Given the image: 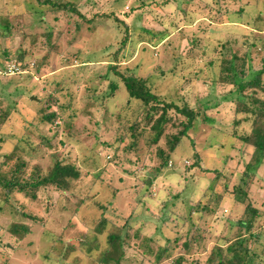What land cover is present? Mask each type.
<instances>
[{
    "label": "rangeland",
    "instance_id": "obj_1",
    "mask_svg": "<svg viewBox=\"0 0 264 264\" xmlns=\"http://www.w3.org/2000/svg\"><path fill=\"white\" fill-rule=\"evenodd\" d=\"M216 1L227 11L223 9L219 12L224 11L222 21L225 23L231 20L233 23L222 25L216 22L209 23L205 19L211 6V14H214V10L218 7L214 4V0H127L125 4L120 0H78L81 13L86 15V18L92 19L91 25L83 24L80 35L76 36L74 28L71 25L62 28L61 21L59 33L49 38L47 32L53 30L54 23L51 16L45 17V22L41 23L28 2L15 1L12 4V0H0V19L6 18L10 27L7 33L2 30L5 35L0 38V54L7 50L6 56L12 55L15 60L13 55H18L16 49H26L24 61L15 60L16 63L23 65L22 68L25 67V70H22L24 72L0 74V113L10 114L8 123L2 127L6 134L10 136L16 134L19 137L18 140L15 137L9 138L2 152L13 151L14 141H18L17 153L29 161L34 171L46 174L53 164L54 156L76 164L80 169V178L70 182L67 192L46 185L36 192L38 198L35 202L27 200L18 192L11 194L5 201L0 197V243H2L0 253L2 251L8 254L0 255V264H49L42 254L60 237L62 229L69 222L71 229L63 234L64 239L66 241L74 239V236L87 232V241L93 243V237L97 236L98 242L92 244V251L97 255L103 249L107 235L114 227L109 223L105 225L104 231H97L94 224L100 219V211L94 208L91 202L84 203V201L94 198L104 205L110 200L114 187L118 189L115 193H130L126 191V187L128 189L129 185H137L139 188H135L136 193L140 191L138 197H144L141 193H152L155 198L154 195L160 193L169 204L168 207L176 203L177 211L180 209L186 212L204 193H208L207 188L212 186L214 173L205 169H217L222 170L221 173H225L230 180L227 181L225 174H222L223 177L221 176L215 189L220 193L236 195L237 192L233 191V187L240 184L244 163L250 158V154H247L246 146L240 142L235 144L240 150H231L232 138L228 135L224 137L225 146L221 149L217 142L221 136L208 130L215 124L214 114L217 108L207 110L213 121L203 123L202 133L196 132L194 143L199 148L198 157H193L190 141L185 138L176 149L175 156L171 158L173 163L168 164L163 175H156L155 180V173L152 172L155 164L151 160L154 154L151 152L153 147H150L146 154L143 147L138 149V153L135 148L134 151L125 154L121 149L125 143L121 148L117 146L119 140L115 135L118 127L115 112L127 98L125 86L120 84L118 90L108 100L102 101V104L94 102L96 96L100 97L103 92L108 91L109 82L103 79L108 74L109 68L106 61L107 54L115 50L122 41V34L113 20L115 16L127 23L130 31V34H127L128 41L124 54L130 55L131 51L132 53L130 57L124 59L122 65L126 64L133 71L138 70L140 66V75L157 70L159 65L162 69H167L173 61L162 58L164 45L169 54L172 52L178 54L180 60L178 70L175 75H170V72L163 78L155 74L152 77V85L160 84V88L166 92L167 89L173 90L174 85L181 80L180 84L190 104L195 106L201 103L199 100L207 97L209 93L207 88L209 84L206 86L205 83H210L217 71L216 68L210 69L209 63L212 61L218 65L221 57H242L246 47L238 48L239 44L242 40L251 41L253 38L249 26L258 24L261 28L264 27V0ZM110 11H113L114 15L107 17L106 14ZM242 22L243 24H240ZM261 31V34L256 33L254 37L263 38L264 28ZM163 32L167 33V37L160 40L163 44L160 41L154 44L162 37ZM228 33L236 35L234 39L237 41L220 47ZM241 37L249 39L241 40ZM75 55L78 58H74ZM32 62L40 65L39 74H35L34 66L33 68L30 66ZM253 65L256 68L261 66L259 58L253 60ZM200 69L204 74L202 80L185 81L186 76H190L189 78L193 80L191 75L198 73ZM157 76L160 78L157 79ZM232 91H235L234 87L216 83L212 91L214 95L210 98H219ZM28 93L44 101L41 111L40 106L29 99ZM260 97L264 98V94ZM221 104L222 106L218 108L219 112L224 111L223 107L230 108V104ZM63 106L66 109L64 111L61 109ZM55 109L65 112L64 115L67 116L66 124L56 133L54 125L49 126L40 121L41 113ZM71 114L74 115V119L70 118ZM103 117L106 125L105 121L101 122ZM68 119L72 120L67 123ZM96 123H101L104 129L101 130L102 126L97 128L99 124ZM227 124L225 121V125ZM226 131L230 134V130ZM199 134L204 136L199 137ZM47 138L50 147L47 146ZM125 139L129 143L128 135ZM33 148L36 149L35 152H29ZM241 149L244 150V155L240 154ZM93 156L96 159L95 164ZM195 160L199 166H195ZM227 160L231 166L226 168L222 164ZM27 170L30 171L29 168ZM101 170L105 171L101 172ZM119 177L122 180H119ZM146 177L152 178L153 182L155 180L148 191L145 190ZM245 178L246 181H250L246 199H250L255 207L263 211L262 222L259 223H264V163L258 171L248 174ZM227 182L228 190L225 191L224 185ZM245 188L246 186L243 189ZM124 204V194H121L118 197V205L122 207ZM156 204L152 203L151 206L147 203L155 213L147 222L149 227L144 228V232L153 236L157 234V245L160 246L165 243L166 237L170 238V241L178 242L181 237L174 236L177 228L176 220L167 211L166 215L157 212ZM78 206H82L81 209ZM136 212L142 213L139 208H136ZM242 213L243 205L235 206L227 200L216 209L211 218H198V214H195L198 225L206 228V236L210 238L206 240V248L192 251L190 256L203 255V251L215 244L223 243V237L232 234L233 223L242 216ZM124 214L127 215L128 211ZM29 215L32 216L28 217ZM76 218L78 220L86 218V220L79 221V224ZM12 223L20 226L29 225L30 230L26 235L21 232L23 238L15 240L13 233L9 231ZM258 226L259 224L256 225L255 231L258 233L262 230L264 238V228ZM179 234H182V231ZM7 241H9L6 243L8 248L4 244ZM180 242L176 247V254L183 252L180 249ZM96 244L97 246L94 247ZM127 244V260L121 264H150L142 255L141 249L136 250L135 246L138 242L128 241ZM254 244L252 240L251 246L253 247ZM9 245L15 247V250H11ZM93 258L94 262H97L96 257ZM88 260L89 257L82 261V264H88ZM56 262L57 260L52 259L51 264H57Z\"/></svg>",
    "mask_w": 264,
    "mask_h": 264
},
{
    "label": "trees",
    "instance_id": "obj_2",
    "mask_svg": "<svg viewBox=\"0 0 264 264\" xmlns=\"http://www.w3.org/2000/svg\"><path fill=\"white\" fill-rule=\"evenodd\" d=\"M12 1V4L15 1L28 2L30 6L33 7V10L38 17V21L41 23L45 22V17L51 16L54 23L52 24L53 30L47 32L49 38L50 36L54 37V35L59 33L61 21L63 24L61 25L62 28L71 25L74 28L76 36L78 34L80 35L83 24H90V21H92V19L86 18V15L81 13V10L78 7V0ZM214 1V4H217L218 7L214 10V14H211L212 6H209L210 8L205 19L209 23L216 22L222 25L225 23H233L231 20H228L225 23L222 21V14L224 11L221 13L219 12L225 7L220 5L216 0ZM120 2L125 4L127 0H120ZM224 10L226 11V9ZM240 11H242V9H240ZM111 15H114L113 11L106 14L107 17ZM113 20L117 23V28L122 34V41L115 50L109 51L107 54L106 61L109 65V75H105L103 79L109 82L107 86L108 91L103 92L100 97L96 96L94 102L102 104V101L108 100V98L118 90L120 84L125 86L127 98L119 110L115 112V118L118 123V127L115 131V135L119 140L117 146H120L121 148V145L125 143L121 148L125 154L134 151L135 148H137L136 151L138 153V149H141L142 147L146 154L148 149L153 147L154 149L151 152L154 154L151 156V160H153L155 165L152 167V172L155 173L154 178L156 180L157 176L163 175L166 172L168 164L170 165L173 163L171 158L175 156L174 153L176 152V149L185 138H188L187 140L190 141V148L194 152L193 157H198L200 154L199 148L194 143L196 132L200 131L202 133L201 127L204 129L203 123L213 121V117L208 115L207 110L217 108L215 109L216 113L214 114L215 124L208 130L214 132L217 136H221V139L217 140L221 149L225 146L224 137L228 135L232 138L231 150H240L238 146H235L237 142H240L246 146L245 150L247 154H250V158L244 163L245 165L240 184L234 185L233 187V191L237 192L234 196L226 192L220 193L215 189L221 176L223 177L225 174L221 173L222 170L205 169L206 171L214 173L212 177V186L208 187V193H204L197 200V203H195L193 207H190L186 212H182L178 209L181 211L179 213L175 206L176 203H172L173 206L168 207L169 204H167V201L162 198L160 193H154V196H156L155 198L152 196V193H141L144 197H138L140 191L136 193L139 188L137 185H129L128 189L126 187V191H129L130 193H115L118 189L114 187L112 189L114 191L110 200H107L104 205L97 201V199L88 198L89 201L86 199L84 203L91 202L93 207L100 211V219L94 224V228L97 231L102 232L105 230L106 224L111 223L112 227H114V229L108 233L106 244L102 247L103 249L95 255L92 251V244L97 243L98 238L97 236H94L93 243H89L86 238L87 232H82L80 235L74 236V239L66 241L63 234L71 229V223L69 222L66 227L62 229L60 237H58L54 244L42 254L43 258H46L49 264H51L52 259L57 260V264H82V261L86 260L87 257H89L88 264H121L123 261L127 260V242L136 241L138 242L135 246L136 250L140 251L141 249L142 255L147 258V261H149L150 264H264L263 231L260 230L258 233L255 231L257 224H259L258 228H264V223H259L262 222L261 218L263 217V211L258 207H255L250 199H246V191L249 190L248 187L250 188V181H246L245 178L248 174L258 171L264 163V98L260 97L261 94H264V37L260 38L263 40L258 39L259 37H254L256 33L261 34V30H263L264 27L261 28L258 24L249 26L253 32V34H251L253 38L251 41H248L242 40L248 37H241L242 41L238 48H240V46L246 47V51L242 57H221L218 65L217 63H212V61L209 63L210 69H217V71L215 70L216 74L214 78L211 79L210 83H205L206 86L209 84L207 86L209 93L207 97L199 100L201 103H198L197 101L198 104L192 106L189 100H187L188 98L186 94L183 92V86L180 84L181 80H178L174 85L173 90L167 89L166 92L160 88V84L152 85V77L155 74L161 78H163L166 73L169 74L171 72L170 75L176 74L180 63L178 54L176 52L169 54L163 45L164 54L162 55V58L165 60L172 59L173 63L171 66L167 69H162L159 65L157 70L149 72L146 75H140V66L137 68L139 71H133V69L126 64H124L125 66L122 65L124 59L130 57L132 53L131 51L130 55L124 54V48L128 41L130 31L127 23L119 20L115 16ZM240 24H243V22ZM9 28V22L7 19L4 17L2 20L0 19V38H3L5 35L2 30H5L7 33ZM166 35L167 33L163 32L161 35L162 37L159 40H156L154 44H157L161 39L164 40L167 37ZM235 36L230 33L226 34L225 40L221 43L220 47L228 46L230 42H233L234 44V42L237 41L234 39ZM134 42L135 41L133 40V43ZM160 42L163 44L162 41ZM258 42L260 44H258ZM165 45H167V43ZM16 50L18 55H13L14 59L17 60V62H23L24 51L26 49L18 48ZM5 52L7 53V50L4 51L3 54H0L1 69L5 68V62L13 60L12 55L6 56ZM74 58H78L77 55H75ZM255 58H259L261 62L259 68H256L253 65V60ZM35 65V62L30 64L32 68L34 66L35 74H39L40 65ZM22 66L23 65L21 64V70H25V67L22 68ZM202 74L203 71L200 69L198 70V73H193V75H191L193 80L189 78L190 76H186L184 79L185 81L202 80L204 78V74ZM158 76L157 79L160 78ZM216 83L232 86L235 88V91L219 98H210L214 95L212 91L213 86ZM28 96L31 101L40 106L39 110L41 111L44 107V101L31 93H28ZM219 99L223 101H220ZM221 103H225L226 105L230 104V108L223 107L225 112H219L218 108L220 105L222 106ZM103 106L105 107V105ZM61 109L62 111L66 110L65 106L61 107ZM62 111L55 109L48 113H41L40 121L49 126L54 125V132L56 133L66 124L67 118L65 117L67 116H65V112ZM220 113L224 115L222 116ZM9 118L10 114L8 112L0 113V197H3L2 200L5 201L11 194L18 192L27 200L35 202L38 198V193L36 192L39 189L45 188L46 185H52L56 189L67 192L70 182L80 178V169L76 164H72L71 162H67L54 156L51 168L46 174H42L40 171H34L33 168L30 167V163H28L29 161L17 153L19 149L17 145L18 141H14L15 149L13 151L9 153L2 152V149L5 147V143L9 138L12 139L15 137L16 140L19 139L16 134H13L12 136L6 134L2 127L8 123ZM70 118L74 119V115L71 114ZM228 119H230V121ZM61 120L64 123H62ZM70 120L72 119H68L67 123ZM104 121L105 118L103 117L101 122L103 123ZM225 121L228 123L227 125H225ZM60 122L62 125H59L58 127L57 124ZM96 124H99L97 128L102 126L101 130L104 129L101 123ZM104 124L106 125V121ZM124 129L126 131H124ZM226 130H230V134ZM127 135L130 139L129 143H127L128 141L125 139V136ZM202 136L204 135L199 134V137ZM46 140L47 146L50 147L49 139L47 138ZM25 142H27V140ZM24 149L21 150L24 151ZM35 150L36 149L33 148L32 150H29V152H35ZM240 154L244 155V150H242ZM93 158L95 159V156H93ZM95 163L96 159L94 161V164ZM194 164L195 166H199L197 160H195ZM222 166L227 168L231 165L227 160L226 162L224 161ZM28 168L30 171L27 170ZM105 170H101V172ZM129 174L134 175V173ZM224 176L227 178V181L230 180L226 174ZM119 180H122L121 177H119ZM154 182L152 178L149 179L146 177V187L144 186L145 190L148 191V188L152 187ZM244 186H246L245 190L243 189ZM224 188L225 191L228 190V182L224 185ZM121 194H124L125 204L124 206L119 207L118 197L121 196ZM173 196L176 197L177 195ZM227 200L232 202L235 206L243 205L242 216L234 221L233 231L231 232L232 234L223 237V243L215 244L211 248L203 251V255L190 256V252L206 248V240L210 238V236H206V228L198 225L195 214H198V218H211V216H214L216 209ZM147 203L150 205L152 203H157V212L166 215L167 211L169 214L173 215V219L176 220L177 226V228H175L174 236L176 238L181 237L178 239V242L183 239V241L180 242V249L183 250L182 253L176 254V247L179 246L178 242L170 241V238L166 237L164 239L165 243L160 246L157 245V234H154L153 236L152 234L144 232V228L149 227L147 222L150 221V218L154 217L153 213H155L151 209L152 205H147ZM82 206L78 207L81 209ZM136 208H139L142 213H137ZM76 210L78 211V209ZM126 211H128L127 215L124 214ZM146 214H149V216ZM145 215L146 217L142 219ZM31 216L32 215H29L28 217ZM41 218L42 217H40L39 220H41ZM77 218L75 220L78 222L86 220V218H84V220H82V218L78 220ZM137 222H139V225H137ZM29 230V225L20 226L17 223H12L9 229V231L13 233L15 240L23 238ZM181 231L182 234H179ZM21 232L24 235H22ZM161 236L163 237V235ZM252 240L255 243L253 247L251 246ZM8 242L9 241L4 243L6 248H8V245L6 244ZM60 245L62 246L60 247ZM96 246L97 244L94 247ZM11 250H15V247L11 246ZM0 255L4 256L8 254L2 253L1 251ZM93 256L96 257L95 260L97 262H94ZM168 258L170 259L169 263Z\"/></svg>",
    "mask_w": 264,
    "mask_h": 264
},
{
    "label": "built area",
    "instance_id": "obj_3",
    "mask_svg": "<svg viewBox=\"0 0 264 264\" xmlns=\"http://www.w3.org/2000/svg\"><path fill=\"white\" fill-rule=\"evenodd\" d=\"M24 71L21 70V65L19 63H16L15 60H10L6 62L5 68H0V74L1 73H22Z\"/></svg>",
    "mask_w": 264,
    "mask_h": 264
}]
</instances>
